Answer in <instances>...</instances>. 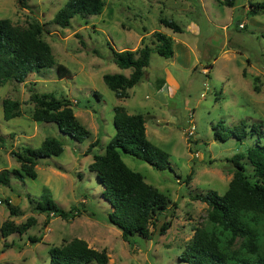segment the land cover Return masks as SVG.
Returning a JSON list of instances; mask_svg holds the SVG:
<instances>
[{"label":"rangeland","instance_id":"obj_1","mask_svg":"<svg viewBox=\"0 0 264 264\" xmlns=\"http://www.w3.org/2000/svg\"><path fill=\"white\" fill-rule=\"evenodd\" d=\"M66 1L27 0L23 8L16 0H0V18L21 26L34 21L43 25L42 38L50 44L56 63L70 71L60 77L54 65L30 73L24 83L11 79L0 86V170L19 168L11 151L37 149L46 137L64 144L60 155L38 160L36 178L24 175L12 178L9 186L0 184V226L7 219L21 224L35 218L22 235L0 233V264H49V248L75 237L105 249L106 264H188L179 254L209 209L194 196L209 190L223 194L233 175L229 158L264 136V8L250 11V3L264 0H234L231 6L224 0H103L100 14L76 15L63 28L52 19ZM159 17L174 19L183 31L173 32L160 24ZM153 31L172 38L173 56L152 52L141 81L127 89L128 97L117 98L102 76L129 75L131 69L113 63L111 48L134 50L141 37L151 44ZM162 79L168 83L159 90ZM30 91L69 100L91 136L77 141L54 123L32 120ZM4 98L21 103L17 117L3 118ZM119 104L130 114H143L147 138L169 154V166L160 170L121 153L130 169L171 201L154 222L157 228L170 221L166 233L155 229L150 239L136 237L134 245L123 241L120 230L109 223L110 204L101 197L102 187L88 168L93 155L103 153L114 135L113 107ZM240 123L253 137L247 135L242 142L216 138L219 125L233 128ZM96 139L98 144L88 152ZM246 174L255 179L247 166ZM44 197L65 210L75 206L80 213L73 219L47 216L30 203ZM6 198L17 214H9Z\"/></svg>","mask_w":264,"mask_h":264},{"label":"trees","instance_id":"obj_2","mask_svg":"<svg viewBox=\"0 0 264 264\" xmlns=\"http://www.w3.org/2000/svg\"><path fill=\"white\" fill-rule=\"evenodd\" d=\"M234 0H224L231 6ZM18 6L27 7V0H16ZM104 6L103 0H67L55 13L52 22L59 27H68L71 19L80 15L87 17L98 15ZM250 11L258 13L264 8V1L250 3ZM159 22L173 32L180 33L182 27L172 18L159 17ZM43 25L31 22L27 26L13 23L9 18H0V86L13 79L24 83L30 73L56 66L60 77L69 76L70 71L57 64L52 48L42 38ZM151 44L141 37L140 46L134 50L112 51V61L121 69H131L127 76L123 73H106L102 76L105 85L117 98L128 97L127 89L138 84L145 75L150 55L156 52L164 58L174 54L172 38L161 31H153ZM162 85V82L161 84ZM29 100L33 103L31 118L34 121L54 123L58 130L81 141L91 136L76 118L72 104L65 98H55L50 93L30 91ZM21 103L18 100H2L3 118L17 117ZM146 119L143 114H130L122 104L113 107L114 135L106 144L104 152L94 154L89 170L96 176L102 187L101 197L110 204L108 221L120 230L123 241L135 244L140 236L150 239L153 231L163 235L170 221L156 228L155 220L170 207V199L157 188L144 180L140 172L130 169L122 160L121 153L145 161L156 169L169 166V154L153 144L146 136ZM251 129L256 131L255 124ZM225 131V134L222 133ZM252 132L246 124L240 123L233 128L219 125L216 138L226 141L235 138L242 142ZM98 144L90 142L87 151ZM64 150V144L54 138L46 137L40 147H25L22 152L11 151L19 162V168L0 170V184L10 185L12 178L24 175L36 178L38 160L49 156H58ZM233 175L223 194L209 190L197 194L194 198L209 207L207 216L199 227L194 229L191 240L179 254V259L188 264H264V136L250 146L229 158ZM246 166L253 173L254 180L246 174ZM189 179V178H187ZM36 211L47 216L73 219L80 211L75 206L68 210L59 206L52 198L44 197L40 201L30 199ZM10 215L17 209L5 199ZM35 223L30 216L24 223L15 224L5 220L0 233L7 237L12 233L22 235ZM154 225L150 230V225ZM34 241V238H29ZM108 254L105 249H95L81 238H72L60 246L49 248V264H106Z\"/></svg>","mask_w":264,"mask_h":264},{"label":"crops","instance_id":"obj_3","mask_svg":"<svg viewBox=\"0 0 264 264\" xmlns=\"http://www.w3.org/2000/svg\"><path fill=\"white\" fill-rule=\"evenodd\" d=\"M196 29H198V27L196 26ZM148 68V67H147ZM147 68H146V71H147ZM128 76V75H127ZM162 81V86H161V88L159 89V90H162L164 87H166V85H167V79L166 80H161Z\"/></svg>","mask_w":264,"mask_h":264},{"label":"built area","instance_id":"obj_4","mask_svg":"<svg viewBox=\"0 0 264 264\" xmlns=\"http://www.w3.org/2000/svg\"><path fill=\"white\" fill-rule=\"evenodd\" d=\"M242 25V24H241ZM189 134H192L193 133V128L189 130L188 132Z\"/></svg>","mask_w":264,"mask_h":264}]
</instances>
